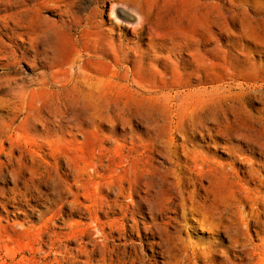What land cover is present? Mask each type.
<instances>
[{
    "label": "bare ground",
    "instance_id": "obj_1",
    "mask_svg": "<svg viewBox=\"0 0 264 264\" xmlns=\"http://www.w3.org/2000/svg\"><path fill=\"white\" fill-rule=\"evenodd\" d=\"M55 1L0 0V70L4 71L0 77V91L5 92V98L0 100V111L5 112L0 114V155L5 153L1 144H9L4 160L0 161V183L6 180L11 182V186L0 185V198L17 206L27 201L45 204L44 209L36 214L40 222L41 244L48 248L43 260L52 254L50 264H152L154 253L166 259L162 264H215L214 257L222 259L220 264H234V256L230 257L225 251L217 249L218 243L207 244L202 249L182 247L178 236L180 216L172 218L168 214H190L198 226L209 229L215 238L223 234L233 240L230 226L233 221L230 222L226 211L216 204L215 192L202 183L208 173L216 177L218 171L224 169V176L234 178L240 185L236 201L256 203L259 214L264 215V177L254 168L256 163L246 156L233 154H228L224 162L216 156H193L195 146L188 147L192 138L200 136L206 142L212 136L211 131H216L230 139H240L242 146L251 153L256 152L257 148L260 158L264 160V75L250 72L248 67L225 72V78H250L251 83L245 86L255 92H252L253 98L261 105L255 114L244 117L232 112V118H228L225 113L176 126L169 130L167 145L163 143L167 140L161 139L162 128L142 119L148 125L149 139L146 144L153 148L161 146L169 149L175 155L164 156L163 168L170 175V180L155 184L152 180L142 179L136 170L140 144L134 138L132 118L117 111L120 109L116 105H110L103 79L97 80L95 75L90 74L91 70L84 68L87 58H82V52L79 54L76 50L78 54L68 63L71 73L67 82L65 77L58 79L51 69V72L39 69L38 46H43V55L53 46L49 29L43 25L45 20L39 11L48 7L58 8ZM71 5L70 2L64 4L66 9L62 15L66 18L60 16L59 22L69 30L80 26L83 35L93 34L94 41L87 45L92 56L111 57L114 62L120 63L128 55L134 62L139 57H148L150 53L156 56L157 52L164 51L166 55L162 58L172 68L173 77L177 80L175 84L179 87L186 89L191 81L190 76L195 73L196 81L207 82L198 74L199 57L202 59L199 48L190 49L189 45L172 39L164 43V39L157 38L149 40L147 47L138 53V50H131L120 40L106 41L98 31L92 32L91 23L81 25L80 18L67 9ZM102 22L98 20L94 26H100ZM141 31L140 28L132 29L135 39H142ZM117 34L120 36V33ZM179 47L186 48L187 55L178 53V57L171 59ZM241 50L249 53L245 47ZM29 52H32V58L28 60ZM22 62L28 64L29 68L31 66L32 70H38L30 77L23 76ZM190 64H194L196 69H189ZM251 67L254 70L258 66L252 63ZM99 73L105 74V71ZM220 79L222 81L224 78ZM217 80L214 78L210 82ZM71 81L80 90L70 99H64L62 104L49 103L50 106L45 107L40 99L32 97L54 87L62 88ZM231 85H224L223 82L222 85L213 86L211 91H220L223 87L230 89ZM153 87H144L145 92L153 93ZM186 91L170 93L167 108L175 112L180 105L174 100L183 93L184 97L190 94H185ZM134 117L137 118L136 115ZM209 121L214 127L208 126ZM36 126L40 127L39 133H36ZM118 126L124 130L119 137L115 134ZM223 126H232L233 129L226 130ZM74 130L80 131L78 135L83 138L82 143H98L93 149V156H44L43 149L49 143L46 138L50 134L61 140L65 136L73 138ZM178 139L180 141L176 142ZM119 140L123 143H118ZM109 143H114V147H105ZM64 144L75 146L73 140L64 141ZM75 149L78 147L75 146ZM179 150L184 156H178ZM13 151H17L18 155L13 156ZM32 152L36 156H30ZM250 184H253L252 188L248 186ZM126 196H135L137 200L123 202L121 198ZM143 205L148 210L149 221L134 220L135 214L142 212ZM73 217L80 220L74 221ZM56 221L63 226L56 225ZM256 225L260 228L256 230L257 234L264 230V221L256 222ZM134 236L139 238V242L132 239ZM156 237L158 241L149 240ZM43 238L47 240L43 242ZM233 242L238 247L237 252L248 251L246 243L237 239ZM68 243L74 246L68 247ZM146 248L152 250L150 257L143 253ZM253 258L257 259L258 264H264V245L257 252L248 251L241 260Z\"/></svg>",
    "mask_w": 264,
    "mask_h": 264
},
{
    "label": "rangeland",
    "instance_id": "obj_2",
    "mask_svg": "<svg viewBox=\"0 0 264 264\" xmlns=\"http://www.w3.org/2000/svg\"><path fill=\"white\" fill-rule=\"evenodd\" d=\"M67 2L72 3L67 9L80 18L81 25L88 22L94 26L96 21L102 20L100 26L90 28L92 32L98 31L101 37L107 39L106 41L114 39L117 42L120 40L125 46L131 47V50H138V53L147 47L149 40L157 38L164 39V43L172 39L189 45L190 49L199 48L202 52V59L199 57L198 74L207 82L196 81L195 73L190 76L191 81L186 89L179 87L175 84L177 80L173 77L175 74H173L172 68L162 58L166 55L164 51L157 52L156 56H152L150 53L148 57H139L134 62L128 55V58L120 63L114 62L111 57L92 56L88 52L87 45L94 41L93 34L83 35L80 26L69 30L59 22L60 16L66 18L62 14L66 9L64 4ZM55 4L58 8L48 7L39 11L45 20L43 25L49 29L53 40L52 49L49 48L47 54L43 55L41 53L43 46H38L37 61L42 66L39 69L52 71L58 79L65 77L67 82L71 73L69 71L71 58L78 53H83L82 58H87L83 64L84 68L88 71L91 70L90 74L95 75L97 80L103 79L101 80L105 84L106 99L110 105H116L120 109L117 111L132 118L134 138L140 144L137 155L140 157L136 170L142 179L152 180L155 184L169 181L171 177L163 168V166L165 167L164 156H175L169 149H164L161 146L153 148L146 144L149 139L148 125L142 119L151 121L157 128H162L161 139L167 140L166 143L163 142L164 145H167L170 137L169 130L176 126L189 125L194 121L206 117L221 116L225 113L228 118H232L235 113L245 117L247 114H255V111L261 106L253 98L252 94L255 92L248 90L245 86L251 83L250 78L241 77L235 80L225 78V72L233 68L248 67V71L264 75V0H56ZM133 28L142 30V39L134 38ZM117 33H120V36ZM18 42L20 43V41ZM243 47L247 48L249 53L246 54L242 51ZM186 52V48L179 47L174 55H171V59H175L179 54L186 56ZM31 55L32 52L27 54L28 60L32 58ZM67 58L70 59H68L69 62ZM55 60L57 62L54 66L52 63ZM252 63L258 66L254 70L251 67ZM188 66L189 69H196L194 64ZM20 67L22 75L26 77L32 76L38 70H32L31 66L29 68L25 62L20 63ZM102 70L105 71V74L99 73ZM1 71L0 77L4 72ZM66 71L70 73L67 74ZM220 77L224 79L221 81ZM214 78H218V80L211 83L210 81ZM74 81L62 88L54 87L50 91L45 90L32 97L40 99L45 107H49L50 104H62L64 99L66 101L79 92L80 89H77ZM66 82L63 81L65 84ZM223 82L224 85L232 84V87L230 89L223 87L222 91H211L213 86L222 85ZM152 86H154L153 93L147 94L144 87ZM203 88H205L204 91L196 92ZM181 90H187L185 94L188 92L190 94L184 97L183 93L177 100H174L180 106L173 112L166 106L170 99L169 94ZM4 98L5 92L0 91V100ZM0 114H5V112L0 111ZM208 126L214 127L210 121ZM223 128L233 129L232 126H223ZM39 132L40 127L36 126V133ZM123 132L124 130L118 126L115 134L119 137ZM211 132L212 136L206 142L202 141L200 136H196L188 142L189 148H192V145L195 146L193 156H216L222 162L226 161L228 154L246 156L251 162L256 163L254 168L264 177V167H262L264 160L260 158L257 148L256 152L251 153L242 146L243 142L240 139H230L216 131ZM73 133V138L65 136L61 140L50 134L46 138L49 143L43 149L44 156H57V154L93 156V149L98 143L95 141L82 143L83 138L78 135L80 131L74 130ZM234 137L238 138L236 134ZM68 140H73V145L78 149H75V146L64 144V141ZM177 141L179 142L180 139ZM118 143L123 142L119 140ZM1 146L6 153L8 142L2 143ZM105 147L112 148L114 143L105 144ZM5 153H1L0 161L4 160ZM178 154V156H184L181 150L178 151ZM12 155L17 156L18 152L13 151ZM30 156L36 155L32 152ZM225 173L224 169L219 170L216 177L208 173L202 183L215 192L216 204L226 211L230 222L233 221L230 224L233 240L244 242L248 245V251L257 252L264 245V230L257 234L256 230L260 228L257 227L256 222L264 221V215L259 214L256 203L236 201L239 197L240 185L234 178L225 177ZM0 185L11 186V182L6 180ZM248 186L252 188L253 184ZM262 192H264V187ZM121 200L129 203L130 200L136 201L137 197L126 196ZM44 205V203L37 205V202L27 201L21 206H17L15 203L0 198V264H50L49 261L53 259L52 254L43 260L44 252L48 251V248L41 244L40 222L36 214L38 210L44 209ZM147 211L146 206L143 205L142 212L135 214L133 219L139 222L149 221L150 216ZM168 216L172 218L180 216L181 227L178 236L182 247L202 249L207 244L218 243L217 249L225 251L230 257L234 256L232 259L234 264H258L256 258L242 261L241 259L248 253L247 250L237 252L238 247L233 240L226 238L223 234L215 238L209 229L201 228L195 223L194 216L190 214L182 216L181 212L169 213ZM72 220L80 219L73 217ZM55 224L63 226L59 221H56ZM144 235L148 237V235ZM113 237L117 236L113 235ZM132 239L139 242L137 236ZM45 240L47 238L42 239L43 242ZM149 240L158 241V238H149ZM143 241L145 242V239ZM67 245L68 247L74 246L69 243ZM156 250L159 251L158 248ZM151 251L146 248L143 253L146 257H150ZM164 260L166 259L163 255L157 253H154L151 259L152 264H162ZM214 261L215 264H220L222 259L214 257Z\"/></svg>",
    "mask_w": 264,
    "mask_h": 264
}]
</instances>
